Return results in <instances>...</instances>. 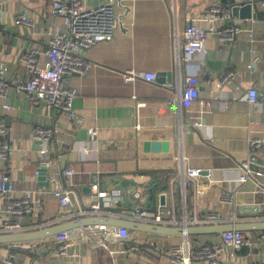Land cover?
I'll list each match as a JSON object with an SVG mask.
<instances>
[{
  "label": "crops",
  "instance_id": "0c3cea01",
  "mask_svg": "<svg viewBox=\"0 0 264 264\" xmlns=\"http://www.w3.org/2000/svg\"><path fill=\"white\" fill-rule=\"evenodd\" d=\"M52 1L0 0V63L11 87L0 97V121L13 139V153L2 168L15 184L13 196L33 188L29 176L40 164L34 128L58 125L59 138L64 141L61 145L56 139L49 143L50 158L55 162L48 170L50 183H39L32 195L37 211L26 215L21 224L26 229H39L77 218L61 208L51 193L57 183L72 186L86 204H91L98 192L119 189L122 201L110 202L105 209L110 212L138 202L150 215L162 210L166 218L181 222L200 218L208 211L220 213L225 222L264 218V176L240 180L251 135H264V104L255 106L246 98L251 87L258 93L264 90V0H235L238 5H252L256 13L252 19L234 16L230 0H112L120 21L114 37L90 47L86 57L91 68L87 74H73L69 79V85L78 89L74 104L85 122L81 128L59 112L49 114L42 103L30 105L25 94L14 87L18 81L31 78L21 55L31 53L40 67L45 66L53 31L66 32L65 19L52 17L47 11ZM216 6L230 9V14L211 19L210 8ZM22 13L28 23L19 20ZM189 22L214 29L207 42L209 52L177 62L175 44L181 45ZM235 24L239 28L232 42L221 40L216 32ZM252 62L255 66L249 69ZM129 69L165 74L160 82L137 78L126 84L123 75ZM229 73L234 78L224 82ZM186 75L198 78L204 103L182 100ZM134 95L148 102L147 106L137 109ZM197 122L199 127L194 125ZM92 127L97 129L93 142L88 137ZM147 142H168L169 150L145 151ZM187 167L201 169L202 176L186 178L183 171ZM66 169L73 175L54 178L58 170ZM150 169L169 172L159 177L147 173ZM250 169L264 172V153L257 155ZM134 190L142 194L139 201ZM222 190L236 191L234 204L221 205ZM162 196L166 197L164 206ZM95 216L106 215L84 217ZM100 226L68 231L72 236L80 231V239L71 243L66 255L57 250L56 243L37 242L33 251L1 245L0 264H5L10 253L21 264H170L166 254L173 245L184 242L181 236L143 233L144 241L133 249V242L107 239ZM247 233L254 246L244 247L233 259L223 250L222 264H264L259 244L262 232ZM221 240L219 234L188 238L192 247Z\"/></svg>",
  "mask_w": 264,
  "mask_h": 264
},
{
  "label": "built area",
  "instance_id": "2783aa9c",
  "mask_svg": "<svg viewBox=\"0 0 264 264\" xmlns=\"http://www.w3.org/2000/svg\"><path fill=\"white\" fill-rule=\"evenodd\" d=\"M47 11L52 17L57 16L65 19L66 32L53 31L46 53L48 61L45 66L40 67L37 64L36 57L31 53L21 55V60L31 72V78L27 81H18L14 87L17 92L25 94L30 105L37 106L42 103L47 106L49 114L59 112L67 117L69 121L73 122L77 128H81L85 122L83 117L78 114L74 104L78 89L75 86L69 85V79L73 74L81 76L87 74L91 67L86 53L93 45L111 40L120 25V21L115 15L112 0H54ZM229 14L230 9L219 6L211 7L209 11V17L213 20H217L221 16L226 17ZM19 20L25 23L29 22L23 13L19 15ZM184 28L181 45L178 42L175 44L177 62L180 60L188 62L200 54L207 55L209 52L207 42L214 29H208L193 22H189ZM238 28L236 24L230 25L216 33L221 40L232 42ZM253 66H255V63L252 62L249 69H252ZM5 72L4 64L1 62L0 97L7 95L11 88L4 78ZM156 77L157 74L155 73L142 74L135 69H129L123 75V81L126 84L135 81L137 78L155 81ZM233 78L234 75L229 73L223 77V80L229 83V80ZM183 83L184 86L181 91L182 100L186 102L198 100L200 104L204 103L202 98H200V87L196 76L186 75ZM133 98L136 100L137 109L145 108L148 104V102L137 100L135 95ZM246 98L255 106L264 104V90L258 93L256 88L251 87L248 89ZM6 108L10 109V106L6 105ZM194 125L199 127L200 123L197 122ZM60 133L61 130L58 125H38L34 128L33 140L40 144L38 150L40 159L39 168L29 176L33 188L23 190L21 195L16 197L13 196L16 192L15 184L7 171L2 168V163L8 161L7 159L13 153V139L9 135L6 125L0 121V202L4 200V203H1L0 206V233L22 230V228H25L21 224L22 219L26 215L36 213L38 204L32 195L36 192L39 185L41 169L45 168L49 170L53 166V163L55 164L50 158L51 150L49 149V143L51 140L56 139L59 145H61L64 141L59 138ZM88 137L91 142L96 140L97 129L94 127L89 129ZM259 153H264V135L256 133L251 135L248 157L241 163V168L244 172L240 178L241 181H246L250 177H254L253 175L264 176V172L257 171V173H254L250 169V163L257 158ZM59 156L58 154L57 159H59ZM183 174L186 178L192 180L200 178L203 173L199 168L187 167L184 169ZM62 175H73V171L71 169L58 170L54 178ZM94 187L96 188V186ZM51 193L59 200L61 208L69 209L70 213L75 217L77 216V218L90 214H100L111 217H124L143 223H156L163 226L222 224V222H225L220 213L215 211H208L204 216L200 218L194 217L192 220L184 218L183 222L177 220L175 217L166 218L165 212L162 210L150 215L141 209L138 202L131 206V208H123L117 212L106 211L105 209L110 202L122 201V193L119 189H112L110 192H98L97 197L91 204L82 202L72 186H62L60 183H57ZM132 193L136 201H139L142 194L137 190L132 191ZM235 197L236 191L222 190L220 203L221 205H232L235 202ZM100 227L104 230V235L107 239L133 242V249H138L139 244L142 243L141 241H144L141 236L120 227ZM79 235L80 231L75 232L73 236L69 232H64L52 241L46 240L41 242L42 244L56 243L57 250L61 254L66 255L69 252L68 249L71 243L80 239ZM36 243L8 244V246L33 251L35 246H37ZM259 244L264 251V232L261 233ZM253 246L247 232L227 231L222 234L221 243H205L192 247L189 245L187 239L184 240L183 244L173 245L166 255L170 264H193L194 262L222 264L223 250H228L230 259H233L236 253L244 247L251 248ZM14 257V254L10 253L5 256L4 263L21 264Z\"/></svg>",
  "mask_w": 264,
  "mask_h": 264
},
{
  "label": "water",
  "instance_id": "95a60500",
  "mask_svg": "<svg viewBox=\"0 0 264 264\" xmlns=\"http://www.w3.org/2000/svg\"><path fill=\"white\" fill-rule=\"evenodd\" d=\"M233 15L240 19H252L256 16L253 12L251 4L238 5L235 0H230ZM165 73H158L155 82H160ZM170 73H168L169 76ZM145 151L166 152L169 150V144L161 142H147L144 143ZM50 183L49 172L45 168L41 169L39 175V183ZM155 184V180H151ZM154 188V187H153ZM151 188L148 189L150 193ZM151 193L149 194L148 200ZM166 197H161V205H165ZM102 225L108 227H120L130 231L131 233L142 236V234H157L162 236H181L187 240L191 236H205L206 234L222 235L227 231H244V232H264V218L252 221H230L222 222V224H204V225H176L163 226L156 223H143L136 220H129L124 217H79L72 221L58 222L56 224L40 227L39 229H26L4 231L0 233V246L4 244H22L30 242H41L42 240H53L59 237L64 232L77 229L80 226H95Z\"/></svg>",
  "mask_w": 264,
  "mask_h": 264
},
{
  "label": "trees",
  "instance_id": "16d2710c",
  "mask_svg": "<svg viewBox=\"0 0 264 264\" xmlns=\"http://www.w3.org/2000/svg\"><path fill=\"white\" fill-rule=\"evenodd\" d=\"M166 171H167V169L166 170H153V169H150L149 171H147V173L149 172V173H151V174H153L155 176H159L160 177L161 175H164ZM167 172H169V171H167Z\"/></svg>",
  "mask_w": 264,
  "mask_h": 264
},
{
  "label": "rangeland",
  "instance_id": "374dc122",
  "mask_svg": "<svg viewBox=\"0 0 264 264\" xmlns=\"http://www.w3.org/2000/svg\"><path fill=\"white\" fill-rule=\"evenodd\" d=\"M197 243H200V242H197Z\"/></svg>",
  "mask_w": 264,
  "mask_h": 264
}]
</instances>
